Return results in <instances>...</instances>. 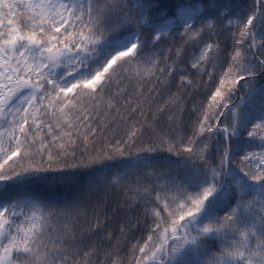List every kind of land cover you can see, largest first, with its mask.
<instances>
[{
    "label": "snow or ice",
    "instance_id": "obj_1",
    "mask_svg": "<svg viewBox=\"0 0 264 264\" xmlns=\"http://www.w3.org/2000/svg\"><path fill=\"white\" fill-rule=\"evenodd\" d=\"M174 79L151 120L124 99ZM201 85L185 139L181 93ZM111 190L144 219L129 264H264V0H0V264H123L91 203Z\"/></svg>",
    "mask_w": 264,
    "mask_h": 264
},
{
    "label": "trees",
    "instance_id": "obj_2",
    "mask_svg": "<svg viewBox=\"0 0 264 264\" xmlns=\"http://www.w3.org/2000/svg\"><path fill=\"white\" fill-rule=\"evenodd\" d=\"M178 0H159L161 7H166L171 9ZM193 2H200L204 5L209 4L212 0H193ZM217 3H222L223 0H216ZM238 6H250L254 5V0H232ZM227 35V34H226ZM221 42L225 40V37H220ZM180 38L176 35L174 38H170L167 40L164 47L171 46L175 43H179ZM229 46L231 45L230 38L228 39ZM197 51L191 45H189L187 49L186 55H190L192 52ZM182 67H184L182 65ZM185 75L189 76L190 79L196 80L198 77L191 72V70L186 71ZM204 80H207V77H204ZM176 79L173 80L172 86L170 88H164L162 85L159 86L160 90L158 92L148 93L147 88H144L145 96L141 98H137L134 94L136 89H132V95L125 96V100H131L133 105L139 104L146 113H149V120L152 119L151 114L157 113V109L163 105H165L166 101H168L170 95L172 93L177 92V88L175 87ZM211 87V85H209ZM208 92L206 88L201 85L199 88H191L185 92L181 93V103L183 107V112L180 113L181 121L179 127H176L174 131L176 133H180L187 138V136L192 135L193 125L196 123L198 119V111L202 104L207 102ZM237 102H239L237 100ZM169 111L163 115L159 116L157 121L158 126L167 127L170 123L169 117L172 115L173 111H178L173 109L171 105H168ZM196 108L197 111H193ZM123 136L122 129H117L116 131H112L111 129H105L104 137L107 139L113 140L115 138H119ZM101 137L98 139L97 147L103 146L107 143V140ZM161 163H167L169 159L176 160V157H168L167 153H161ZM43 194L51 198H64L71 197L75 194L76 189L72 185H64V184H54L48 185L46 188L41 190ZM97 201H99V207L97 209L100 219L104 220L107 217V222L105 225V232L103 235H106L108 232L113 233L112 245L107 244L105 242V247L111 248L113 245H116L117 240L119 241V246L116 249L119 253L120 258L122 259L123 264H129V256L131 252V244L135 243L142 236H146V232L144 230V219L142 216L138 215V211H129L126 207H124L125 197L123 192H117L116 190L101 192L98 195H94L91 197V203L93 207H96ZM89 215L91 216V209L89 210ZM129 220L133 224H139L137 229L128 228V231L121 235L120 227L121 225H128ZM86 221L84 217H80V219L76 222V230L77 232L85 231L86 229ZM88 235L87 232H85ZM103 259V257H101Z\"/></svg>",
    "mask_w": 264,
    "mask_h": 264
}]
</instances>
